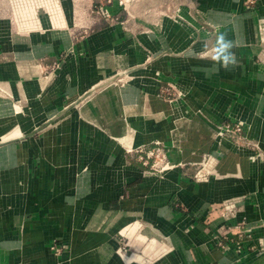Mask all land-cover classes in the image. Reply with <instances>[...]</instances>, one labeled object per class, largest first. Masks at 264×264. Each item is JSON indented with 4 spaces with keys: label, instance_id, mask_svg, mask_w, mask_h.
Returning a JSON list of instances; mask_svg holds the SVG:
<instances>
[{
    "label": "crops",
    "instance_id": "crops-1",
    "mask_svg": "<svg viewBox=\"0 0 264 264\" xmlns=\"http://www.w3.org/2000/svg\"><path fill=\"white\" fill-rule=\"evenodd\" d=\"M0 1V84L57 105L0 143V264H264V0ZM230 103L244 149L215 139Z\"/></svg>",
    "mask_w": 264,
    "mask_h": 264
},
{
    "label": "rangeland",
    "instance_id": "rangeland-1",
    "mask_svg": "<svg viewBox=\"0 0 264 264\" xmlns=\"http://www.w3.org/2000/svg\"><path fill=\"white\" fill-rule=\"evenodd\" d=\"M117 0H100L98 6L99 8L96 9L99 11L101 17L107 18L108 13L103 14L100 7H106L109 3H113ZM121 1V0H118ZM123 1V0H122ZM157 3V2H156ZM156 3H152L153 6ZM130 9L134 11H139L143 8V1L133 0L131 3ZM5 9V10H4ZM9 5L7 3L0 1V14L4 16V19H10L8 13L10 12ZM8 15V17H6ZM58 65H56L57 67ZM54 67V68H56ZM4 87L0 84V143L7 142L10 140H13L17 137H22L25 134L29 132H35L36 129L39 127L37 126L40 123L43 122H49L55 120V108H56V102L51 101H38L35 103L34 100L30 99L28 95L26 94V91L22 90L21 86L24 88V85L26 83H20L17 84L18 87L21 89L22 97H19L15 95L14 97L11 95V88L17 89L16 83H12V86L9 85L7 82H3ZM18 90V89H17ZM80 98L75 99H67V101L63 104V108L68 109L76 106ZM6 101V102H5ZM9 102V103H7ZM11 103L18 106L20 109V112L16 114L14 117H6V113L9 111H12L11 109ZM218 105H220L217 102ZM226 102L222 103V108L225 107ZM235 108V107H234ZM241 108V107H240ZM229 109V110H227ZM226 115L229 119H234L235 121H238L245 124V121L242 119H235L233 114V109H231V103L226 107ZM232 111V113L230 112ZM43 112V114H41ZM5 115V116H3ZM18 130V133L14 132L15 130Z\"/></svg>",
    "mask_w": 264,
    "mask_h": 264
},
{
    "label": "built area",
    "instance_id": "built-area-1",
    "mask_svg": "<svg viewBox=\"0 0 264 264\" xmlns=\"http://www.w3.org/2000/svg\"><path fill=\"white\" fill-rule=\"evenodd\" d=\"M123 3V1H120ZM103 14L108 13L106 7H100ZM215 139L219 142L227 141L235 145L238 149H244L250 145L251 138L248 133L244 131L243 124L238 121L225 119L216 125ZM143 151V164L151 166L153 169H161L165 172V167L171 162L165 153L163 146L154 144L151 147H143L139 149ZM173 167H176L173 165ZM243 220L240 225L244 224Z\"/></svg>",
    "mask_w": 264,
    "mask_h": 264
},
{
    "label": "clouds",
    "instance_id": "clouds-1",
    "mask_svg": "<svg viewBox=\"0 0 264 264\" xmlns=\"http://www.w3.org/2000/svg\"><path fill=\"white\" fill-rule=\"evenodd\" d=\"M233 48L234 44L231 39L223 33L218 35L213 59L226 70L229 69L230 66H234L237 62Z\"/></svg>",
    "mask_w": 264,
    "mask_h": 264
}]
</instances>
